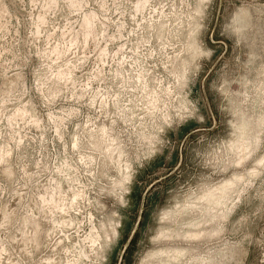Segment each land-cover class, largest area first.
<instances>
[{
  "label": "rangeland",
  "instance_id": "1",
  "mask_svg": "<svg viewBox=\"0 0 264 264\" xmlns=\"http://www.w3.org/2000/svg\"><path fill=\"white\" fill-rule=\"evenodd\" d=\"M0 264H264V0H0Z\"/></svg>",
  "mask_w": 264,
  "mask_h": 264
}]
</instances>
